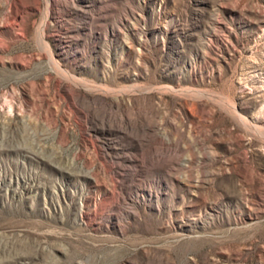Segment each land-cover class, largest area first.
I'll return each instance as SVG.
<instances>
[{
	"label": "rangeland",
	"instance_id": "rangeland-1",
	"mask_svg": "<svg viewBox=\"0 0 264 264\" xmlns=\"http://www.w3.org/2000/svg\"><path fill=\"white\" fill-rule=\"evenodd\" d=\"M0 264H264V0H0Z\"/></svg>",
	"mask_w": 264,
	"mask_h": 264
}]
</instances>
